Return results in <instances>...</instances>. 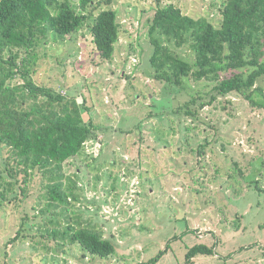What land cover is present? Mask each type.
I'll return each mask as SVG.
<instances>
[{"label":"rangeland","instance_id":"obj_1","mask_svg":"<svg viewBox=\"0 0 264 264\" xmlns=\"http://www.w3.org/2000/svg\"><path fill=\"white\" fill-rule=\"evenodd\" d=\"M94 1L117 12L112 60H101L87 21L65 39L48 33L37 49L33 79L85 103L82 116L100 128L98 139L63 166L76 197H69L65 213L46 199L40 173L26 183L19 176L8 197L21 202L0 198V264H150L155 258V264H187L196 245L213 247V254H199L191 264H264V192L256 189H264V112L230 95L200 110L201 121L174 113L212 83L188 80L180 91L152 78L148 27L155 0ZM223 2L160 0L216 27ZM172 48L193 62L189 47ZM257 85L264 88V77ZM7 156L0 154L3 177ZM69 226L100 234L114 253L91 255L71 245ZM19 230L27 238L8 247Z\"/></svg>","mask_w":264,"mask_h":264},{"label":"trees","instance_id":"obj_2","mask_svg":"<svg viewBox=\"0 0 264 264\" xmlns=\"http://www.w3.org/2000/svg\"><path fill=\"white\" fill-rule=\"evenodd\" d=\"M111 1L103 4L108 6ZM155 4L148 27L152 78L180 91L186 90L188 80L212 83L210 91L191 95L174 113L201 121L200 110L230 95L247 101L252 110L264 112V88L257 85L264 77V0H224L219 27L204 18L187 16L174 5H161L160 0ZM99 6L94 0H78L76 8L68 0H0V154L3 150L8 153L3 161L5 176H0V198L6 203L22 201L8 196L20 175L26 183L34 173L44 176L46 199L50 205L63 207L60 212L69 208V197L76 200L63 166L83 153L87 142L98 139L100 128L91 119L84 120L85 103L80 105L60 90L38 85L33 76L37 49L48 33L65 39L78 33L87 21L101 60H112L120 24L114 9ZM172 45L189 47L193 62L182 59ZM206 146L200 145L197 154L204 153ZM63 181H68L66 189ZM256 189L264 192L257 185ZM29 217L27 213L23 220ZM20 231L6 242L8 247L27 238ZM67 231L69 243L91 255L114 253L112 243L98 233L82 228L75 231L72 226ZM199 254L211 255L213 247H192L186 255L187 264Z\"/></svg>","mask_w":264,"mask_h":264}]
</instances>
